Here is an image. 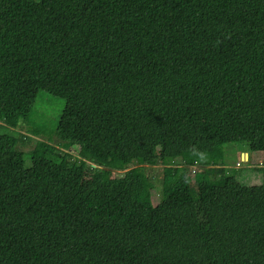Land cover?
Listing matches in <instances>:
<instances>
[{
    "label": "trees",
    "instance_id": "16d2710c",
    "mask_svg": "<svg viewBox=\"0 0 264 264\" xmlns=\"http://www.w3.org/2000/svg\"><path fill=\"white\" fill-rule=\"evenodd\" d=\"M42 92L65 99L49 133ZM21 122L39 139L28 165L0 131V264H264V169L222 140L264 158V0H0V128Z\"/></svg>",
    "mask_w": 264,
    "mask_h": 264
},
{
    "label": "rangeland",
    "instance_id": "374dc122",
    "mask_svg": "<svg viewBox=\"0 0 264 264\" xmlns=\"http://www.w3.org/2000/svg\"><path fill=\"white\" fill-rule=\"evenodd\" d=\"M65 99L55 97L49 93L42 92L38 98L34 109V119L30 123L32 128L43 127L46 132H50L51 129L56 125L59 116L64 108ZM27 123L21 122L19 127L11 128L3 123V127L0 128L2 133L13 134L19 139L18 148L25 151L27 164L30 163L31 151L36 144V141L39 139L37 136H33L32 131ZM42 128V129H43ZM54 139L56 136L53 135ZM247 138V132L244 129H239L235 131L225 132L222 134V140L227 143L226 145V160L228 166H235L238 168L249 169V174L253 178L254 183H260L263 178L264 169V158L261 155H253L252 158L247 157L245 153L241 150V146L236 144L239 141H244ZM249 160V161H248ZM29 165V164H28ZM185 165V164H183ZM188 171L203 170V166H189L185 165ZM162 167H150L148 171L150 174L161 175ZM248 174V175H249ZM116 175L121 176L123 172H116ZM90 170L86 173L84 177V186H88L90 183ZM251 178V177H249ZM198 195L197 191H194ZM81 200L84 198V191H81ZM195 195V196H196ZM197 198V197H196Z\"/></svg>",
    "mask_w": 264,
    "mask_h": 264
},
{
    "label": "clouds",
    "instance_id": "9594fccd",
    "mask_svg": "<svg viewBox=\"0 0 264 264\" xmlns=\"http://www.w3.org/2000/svg\"><path fill=\"white\" fill-rule=\"evenodd\" d=\"M195 155H200L199 153H194Z\"/></svg>",
    "mask_w": 264,
    "mask_h": 264
},
{
    "label": "water",
    "instance_id": "95a60500",
    "mask_svg": "<svg viewBox=\"0 0 264 264\" xmlns=\"http://www.w3.org/2000/svg\"><path fill=\"white\" fill-rule=\"evenodd\" d=\"M245 155H247V156H248V153H245Z\"/></svg>",
    "mask_w": 264,
    "mask_h": 264
},
{
    "label": "crops",
    "instance_id": "0c3cea01",
    "mask_svg": "<svg viewBox=\"0 0 264 264\" xmlns=\"http://www.w3.org/2000/svg\"><path fill=\"white\" fill-rule=\"evenodd\" d=\"M247 157H249V156H247Z\"/></svg>",
    "mask_w": 264,
    "mask_h": 264
}]
</instances>
